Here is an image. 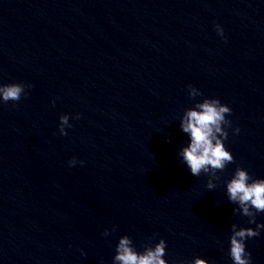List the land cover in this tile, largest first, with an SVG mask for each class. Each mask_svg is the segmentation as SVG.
Instances as JSON below:
<instances>
[{"label":"water","instance_id":"obj_1","mask_svg":"<svg viewBox=\"0 0 264 264\" xmlns=\"http://www.w3.org/2000/svg\"><path fill=\"white\" fill-rule=\"evenodd\" d=\"M189 84L227 104L240 129H228L234 162L212 190L177 156ZM237 165L264 178V0H134L0 129V264H112L122 235L138 251L164 239L168 264H231L229 226L255 227L225 195ZM245 245L264 264V230Z\"/></svg>","mask_w":264,"mask_h":264},{"label":"clouds","instance_id":"obj_2","mask_svg":"<svg viewBox=\"0 0 264 264\" xmlns=\"http://www.w3.org/2000/svg\"><path fill=\"white\" fill-rule=\"evenodd\" d=\"M213 29L223 40V28L213 24ZM31 87L22 82L0 83V104L10 101L15 104L22 95L27 96L26 89ZM186 91L193 99V105L185 109L180 118L179 130L186 135L187 143L180 148L177 156L189 175L198 177L203 173L209 176L205 187L212 190L215 187L212 180L217 177V173L234 162L231 152L225 145L228 129L231 128L233 135H237L240 129L232 127L231 120L227 118L231 115V108L227 104L215 97H204L203 93L191 84L186 86ZM196 97L201 99L197 101ZM51 103L54 106L55 100ZM79 118V113L72 117L76 120ZM69 119L68 114L58 116L57 131L60 136L66 135V129L72 127ZM67 164L69 167L83 166L84 161L72 157ZM224 191L227 201L235 206L232 211L235 213L238 210L240 216L247 218L248 225H255L254 228L238 227L235 223L229 226L227 257L231 264H252L251 254L246 251L245 241L258 237L264 230V224L256 221V217L264 213V178H254L247 169L237 165L230 178L225 181ZM112 231H115V226ZM109 234L108 229L101 233L103 237ZM165 248V240L161 238L151 246L138 251L131 238L122 235L115 243L112 264H168L163 258ZM81 255H84L83 251ZM180 264H208V261L193 257L190 261H181Z\"/></svg>","mask_w":264,"mask_h":264}]
</instances>
